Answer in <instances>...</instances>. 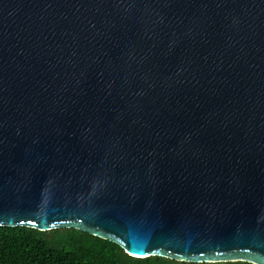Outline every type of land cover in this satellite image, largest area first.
Wrapping results in <instances>:
<instances>
[{"label": "water", "instance_id": "1", "mask_svg": "<svg viewBox=\"0 0 264 264\" xmlns=\"http://www.w3.org/2000/svg\"><path fill=\"white\" fill-rule=\"evenodd\" d=\"M0 226L264 264V0H0Z\"/></svg>", "mask_w": 264, "mask_h": 264}, {"label": "trees", "instance_id": "2", "mask_svg": "<svg viewBox=\"0 0 264 264\" xmlns=\"http://www.w3.org/2000/svg\"><path fill=\"white\" fill-rule=\"evenodd\" d=\"M0 264H254L187 262L161 256L137 258L118 244L75 228L41 231L0 226Z\"/></svg>", "mask_w": 264, "mask_h": 264}]
</instances>
